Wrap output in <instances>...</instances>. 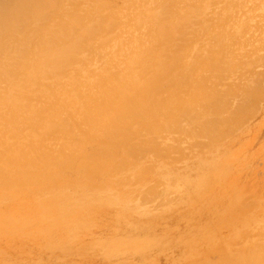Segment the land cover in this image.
<instances>
[{
	"label": "rangeland",
	"instance_id": "374dc122",
	"mask_svg": "<svg viewBox=\"0 0 264 264\" xmlns=\"http://www.w3.org/2000/svg\"><path fill=\"white\" fill-rule=\"evenodd\" d=\"M65 1L0 0V48L6 51L0 58L3 66L15 67L22 58L19 52L23 36L16 31L10 37L11 25L28 20L29 15L33 18L30 20H35L40 15L56 13ZM107 1L112 6L126 3ZM139 4L141 7L130 13L143 19L145 11L150 16L145 21L158 41L153 48L147 46L140 51L145 58L142 66L130 57L127 59L133 66L129 71L113 70L118 87L114 101L118 97L133 101L136 88L145 86L147 90L158 75H169L161 80L166 83L184 70L180 66L189 63L195 54H207L215 62L238 63L231 73H222L217 93L209 99L212 114L208 117L218 121L219 114L212 106L224 100L230 111L236 110V103H244V109L240 107L242 117L218 125L211 133L197 124L195 128L200 131L193 137L189 130L196 119L186 116L183 134L168 130L156 134L154 147L140 150L138 159L122 157H129V161L125 160L128 166L121 157L110 163L113 174L105 169L96 177L80 178L72 183L75 187L51 186L58 188L54 196L44 193L45 189L31 191L27 187L11 196L0 195V264H189L196 252H207L200 258L202 261L216 262L231 250L249 253L255 245L251 243L264 244V0H201L197 5L189 4L184 14L176 15H162L151 5ZM234 14L237 18H233ZM218 15L227 17L222 18L230 27L234 25L230 28L234 33L223 40L218 38L212 47L199 29L211 23L208 18ZM231 19L236 20L230 25ZM53 21L48 26L32 24L24 31L30 34L26 38H33L31 34L35 32H57L60 26L69 24L75 33L86 34L83 24L68 16H57ZM37 24L41 23L37 20ZM247 26L252 32L248 30L244 36ZM259 34L262 41L256 39ZM194 35L195 41L189 44L194 39H187ZM184 41L189 45L179 48ZM37 51V67H16L35 89L38 80L48 81L47 73L52 70L50 53L44 47ZM75 72L82 71L73 68ZM7 75L13 77L10 71ZM82 77L77 74L71 81ZM18 81L14 80L15 85L20 86ZM236 113L237 110L233 114ZM135 125L137 130L138 123ZM45 131L42 128L37 134L44 135ZM61 193L68 195L63 198Z\"/></svg>",
	"mask_w": 264,
	"mask_h": 264
},
{
	"label": "bare ground",
	"instance_id": "6f19581e",
	"mask_svg": "<svg viewBox=\"0 0 264 264\" xmlns=\"http://www.w3.org/2000/svg\"><path fill=\"white\" fill-rule=\"evenodd\" d=\"M122 1L123 4L126 1L124 4L127 5L126 7L119 3L112 6L107 0H83L78 3L66 0L56 13L40 15L35 20H30L32 16L29 15L28 20L10 24L11 30L8 33L10 37L15 35L16 31L23 36L20 38L22 49L19 52L22 58L15 67L3 66L2 61L0 62V195L11 196L20 192L22 187H27L31 191L45 189L44 193L54 196L58 188L51 189V186L69 185L80 178H93L105 169L111 170L106 171L108 174H113L114 170L109 168L110 163L124 155L138 159L140 150L143 151L144 148L151 150L154 147L152 140L156 134L167 130L168 133L183 134L186 116H193L196 119L195 125L189 130L193 137H196L200 131L198 127L195 128L197 124L211 133L218 125H224L234 118L242 117L244 103L242 105L236 103L238 114H233L236 110L230 111L226 100L212 106L219 114L218 121H214L212 116L208 117L212 114L209 99L213 98L223 76L222 73L224 71L231 73L238 63L235 62V66L234 62H215L214 57L207 54H195V60L192 59L187 64L180 61L183 64L180 67L184 70L176 73L173 78L171 77L172 79H167L166 83L161 80L169 75L163 77L158 75L152 84L150 82L147 90H144L145 86L134 88L136 91L134 90L133 101L127 99H121V101L117 95L119 101L116 99L118 103L115 102L114 94L118 92L116 91L118 87H116L113 70L117 69L123 73L129 71L133 66L127 59L130 57L136 65L142 66L145 58L140 51L147 46L153 48L158 41L145 21L150 16L144 11L143 19H136L130 10L141 7L142 4L139 3L143 2L159 10L162 15L184 14L189 4L197 5L201 0ZM86 4L90 6L87 7ZM249 7L254 6L249 5ZM235 14L233 18H237L238 15L235 16ZM63 15L81 22L86 34L81 36L75 33L69 24L60 26L55 30L57 32L45 34L35 32L31 34L33 38H26L30 34L24 31L32 24L37 27L48 26L49 23L54 22V18ZM225 15L224 13L223 16ZM223 16L218 15L212 20L208 18L210 19L208 22L211 23L203 24L199 29L200 35L207 37L204 41H209L212 47L215 42L217 43L218 38L223 40L229 38L230 33H234V29L232 32L230 28H233L232 22L236 19L229 20L231 21L229 24L233 25L230 27L223 20L228 16ZM37 20L41 24H37ZM259 21L256 20V22ZM244 29H247L243 32L245 34L249 28L247 26ZM249 32L252 31L249 30ZM195 35L197 36L196 32ZM195 35L188 39L179 38L194 39L189 43L192 44L195 41ZM259 36L260 34L256 35V39ZM199 37L196 38L201 39ZM95 40L99 41L93 42ZM182 44L184 47L189 45L184 41L180 43L179 48L183 46ZM1 45L3 46V42ZM38 47H44L45 52L50 53L52 70L47 73L48 81L38 80L39 83H36L38 86L35 89L30 80L25 79L17 68L23 65L37 67L40 63L37 57L40 55L39 51L36 52ZM5 53L6 51L0 48V58L3 59ZM151 61L154 60L151 59ZM190 66L192 67L188 68ZM73 68H80L82 72L73 73ZM8 71L10 76L13 75L11 79L7 75ZM77 74L83 75V79L72 82V78ZM14 80H19L21 85H15ZM66 84L70 86L65 87ZM23 87L28 89L24 91ZM183 87H186V90L182 91ZM175 88L184 94L180 95ZM136 122L139 126L137 130H135ZM42 128L46 130L44 135H38ZM28 131L32 134H28ZM190 134L187 135L193 138ZM128 159L122 160L125 163L124 166L128 164L125 161H129ZM63 194H60L63 198L68 195ZM251 244H255L257 248L254 249L255 245H252L249 253L231 250L230 254L224 257L221 255L219 260L213 263L210 260L200 259L206 256L207 252H196V255H191L188 262H191L189 264H264V244L257 242Z\"/></svg>",
	"mask_w": 264,
	"mask_h": 264
}]
</instances>
